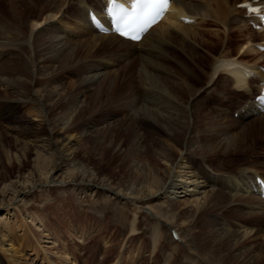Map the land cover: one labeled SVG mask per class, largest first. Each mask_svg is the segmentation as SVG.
Masks as SVG:
<instances>
[{"label": "bare ground", "instance_id": "bare-ground-1", "mask_svg": "<svg viewBox=\"0 0 264 264\" xmlns=\"http://www.w3.org/2000/svg\"><path fill=\"white\" fill-rule=\"evenodd\" d=\"M89 1L75 0L74 2L77 4H75L77 8L75 26H64L66 34L62 33L65 36L59 34L53 36L57 31V27L53 24L56 22V17L52 13L46 14L49 10L48 6H43L42 13L37 14L35 18L27 15L25 10L29 7L36 9L38 6L36 0H0V53L6 52L10 56L9 60L0 63V91L3 92V95L0 96V121L11 125V135H18L12 136L15 140L16 152L32 154L30 172L33 176L17 181L9 180L3 186L0 178V194L10 197V201H13L7 207L0 206V211L6 212V218L0 220V264H34L35 262L39 264H78V259L76 261L70 252L66 250L64 254L58 252L60 249H57L58 239L52 235L41 216L36 214L35 216L28 212H17L19 201L26 195L50 184L52 187L62 188L61 190L70 188L71 191L83 194L98 191V194L103 193L102 197L116 198L117 201L127 202L131 205L132 212L131 234L137 233L136 225L141 222V218L147 222V218L150 217L154 220L150 222L152 225L150 236L154 244L160 243L175 226L180 232L179 224L181 223L192 227L195 231L192 239L196 244V249L193 250L186 240V248L181 246L182 241L173 240L171 241L173 247L167 254V263L174 261L172 256L176 249H183L185 255L179 260V263L264 264V202L252 191L256 175L264 174V114L254 113L255 105L252 102V99L260 93V87L257 84L260 79L264 78V71L260 68V64L264 61V52L258 51L253 44L258 38L264 41V32L248 28L244 11L242 12L240 8L236 7L238 3L245 0H236L235 2L232 0H175V11L170 12L164 20L153 26L140 42L125 40L117 34L96 33L88 22L87 14L89 8L102 13V6L106 0H92L90 3ZM210 9L220 17H216L215 14V16L210 15L208 13ZM5 14L14 23L12 22L10 25L8 21L2 20ZM43 14L45 18H42ZM23 16L26 18L25 24L29 27L27 36L23 35L24 31L19 26L24 22ZM182 16L192 17L195 20L186 23L181 19ZM209 17L215 23L223 25L222 19L226 20L225 23L228 24L230 31L240 32L243 29L247 31L246 34L239 33L240 36L243 35L241 41L245 40V43L241 45L236 57H232L226 50L227 48H224L225 50L223 49L219 55H213L216 41L219 40L216 36L218 32L213 34L214 37H210V40L204 34L197 33L202 30V25ZM189 25L196 26L197 31L192 30ZM38 30H41L45 36L36 37ZM92 32H95L97 37L87 39L88 35L93 34ZM38 38L44 40L46 44L42 46V49L46 50L45 54L48 57L54 58V62H58L68 54H74L81 48L91 53L99 46L110 45L113 42L123 47L130 46L134 49L136 47L143 57L159 51L162 44L165 45L170 39H175L180 41L179 44L182 48L184 47L183 51H189L191 57L198 61L204 60L199 51L205 48L210 52L212 63L208 72L200 69L199 64L195 63L194 66L201 70L199 74L185 68L187 73L185 77L182 76L181 84L177 81L173 83L177 88L170 87L161 78L162 76L159 77L160 75L149 78L138 75L139 82L142 84L143 97L149 104L141 103L139 105L137 103L136 106H131L132 116H129L128 121L136 123L138 126L147 124L155 134V138H159V144L157 148L152 149L148 161L136 162L131 166L127 186H124L122 191H119L121 188L116 191L107 184L108 180L97 178L90 173H73L69 177L59 175L64 171L65 162H70L75 158L78 145L76 139L63 131L51 133L50 136L54 140L56 138L51 142V145L59 154L55 163L47 164V157L45 158L41 153L35 151L36 148L48 146V143L52 141L50 137H37L38 133L44 130L42 124L44 116L41 113L43 110L42 98L35 88L32 86L29 88L30 85H33L32 83L27 86L25 85L27 83L22 79L20 80L22 87L20 86L17 79L13 78L15 70L12 66L21 64L26 50L31 51L32 55L39 52L38 48L33 50V39ZM228 39L226 45L229 46L231 43ZM243 56H253L255 60L245 61ZM149 59L151 58L149 57ZM106 62L102 66V62H98L101 66L100 70L108 68L109 63ZM112 66L114 65L109 67ZM32 68L33 76H42L47 67L40 62L39 67L33 65ZM15 69L17 70V68ZM243 69L247 71H243ZM249 74H254V76L248 80ZM103 75L102 72L88 75L86 80L89 86L84 89L86 96H90L91 85ZM108 76L113 78L108 82L106 79L108 77H106V83L102 84L108 83L109 86H107L110 89V85H115L119 73L112 74L111 72V75ZM218 83L221 86V91L217 90L219 94L215 90ZM179 86L181 91L177 90ZM212 90H215L220 96L233 91L247 97L238 110V125L235 122L234 126L230 127V129L233 127L241 129L230 130L228 126L225 127L222 125L223 123L221 125L219 123L214 126V131L224 128L229 137L225 136L222 131L204 132V137L207 139L205 140L203 137L205 142L199 144V141L194 139L192 131L188 129L195 117L192 102L195 98L198 99L202 94L206 95ZM31 110H37L36 114L32 115ZM178 112L189 115V120L187 119L189 125L186 124L187 116L184 120L183 118L177 119V116L175 117L177 120L171 117L172 114ZM191 117L193 118L191 119ZM220 117L217 116L218 119ZM243 123L244 125L241 126ZM66 124V121L63 122V125ZM22 134L26 135L25 140L18 138ZM247 150H251L252 153L249 152L250 155L245 157L246 160L234 169H225L221 165L220 161L223 162L227 156L232 162L237 154L245 153ZM4 154L7 156L6 165L11 167L10 155L6 152ZM65 193L67 192H64V195ZM167 202L177 206V210L173 214L167 215L162 211ZM14 212H17V215ZM31 218L32 227L30 226ZM181 239L183 240L182 236ZM56 246L57 248H55ZM80 264H82L81 261Z\"/></svg>", "mask_w": 264, "mask_h": 264}, {"label": "rangeland", "instance_id": "rangeland-1", "mask_svg": "<svg viewBox=\"0 0 264 264\" xmlns=\"http://www.w3.org/2000/svg\"><path fill=\"white\" fill-rule=\"evenodd\" d=\"M74 1L75 0H36V5H38L37 8L34 9L29 7L26 8L25 12L27 15L36 18L37 14L42 13L41 10L43 6H48L49 10H47L46 14L52 13L56 17V22L53 24L57 27V31L53 36L57 34L65 36V27L75 26L77 22V8ZM91 1L92 0H90L89 3ZM232 1L235 2L236 0ZM208 13L213 16L216 15L211 9ZM217 16L219 15H216V17ZM23 18L24 22L20 25L17 24L23 29V35L27 36L26 33H28L29 27L25 24L26 18L24 16ZM42 18H45L44 14ZM2 20L8 21L10 25L13 22L7 14L3 16ZM208 20H212V22H207V24L212 23L211 26L215 24V27L212 28L210 25L203 24L201 27L202 30L197 33L204 34V36L210 40L214 37L215 33L218 32L216 36L219 40L216 41L215 39L216 48L213 55L217 56L221 51L223 52L224 48H227L226 50L229 51L230 55L236 57L239 54L241 45L245 43V40L241 41L243 40V35L240 36L239 33L235 32L230 40L228 35L232 31L229 30L228 24L225 23L226 20L222 19L224 25L222 23V25L215 23L210 17L206 21ZM189 26H191L192 30H196V26ZM219 31H221V33H219ZM92 33L94 35H88L87 39L97 37L95 32ZM42 35H44L42 31L38 30L36 37H41ZM41 39L42 38L33 39V50L38 48L39 52L37 51L32 55L31 51L29 52L26 50L25 55L22 57L23 60L21 64H14L12 66L15 70L13 78L17 79L20 86V80L22 79L27 83H24L27 86L32 83L33 85H30L29 88L31 86L35 88L42 98L43 110L42 112L40 111L41 107L39 111L44 116V122L42 123L44 130L40 131L37 137L49 138L51 133L63 131V133H67L76 139L78 145L77 147L75 146L77 149L75 158L70 162H65L64 171L60 172L59 175L69 177V175L73 173H90L97 178L108 180L107 184L111 185L116 191L120 188L119 191H122L124 190V186H127L131 166L136 162L148 161L151 157L152 149L157 148L159 144V138H155V134L147 124H139L138 126L136 123H130L128 121L129 116H132L131 106L134 107L137 103H139V105L141 103L149 104L143 97L141 90L142 84L139 82L138 75L147 76L148 78L160 75L159 77L162 76L161 78L164 79L170 87L177 88L173 83L177 81L181 84V80L187 73L184 70L185 68L191 71L193 70L195 74H199L201 71L200 69L206 72L210 71V64L212 63V59L209 56L210 52L205 48H203L202 51L196 49L204 58V60L198 61V59L195 60L194 57H191L189 51H183L184 47L182 48L179 44L180 41L175 39H170L165 45L162 44L160 50L157 51L158 53L154 52L143 57H141L142 55L139 54L136 47L135 49L125 45V47H123L116 42H113L114 45L110 42L112 44H103L106 46L105 48L104 46H99L98 49L91 53L81 48L74 54H68L62 57L58 62H54V58L48 57V55L45 54L46 50L42 49V46L46 43ZM227 39L229 43H231V46L226 45ZM128 48L132 51L129 52L130 50ZM120 52H122L121 55L129 53H133V55H124L120 57ZM149 57L151 59H149ZM243 57L245 61L255 60L253 56ZM9 59L10 56L6 52L3 54L0 53V63H4ZM106 60L109 63L107 67L114 65L111 62L119 60L118 66H116V68L100 70ZM40 62L47 67L45 69L46 71L42 76H33L32 66L34 65L37 67L38 65L39 67ZM98 62H102L101 66ZM195 63L199 64L200 69L194 66ZM15 68H17V70ZM98 72H102V75L104 73L106 74L91 85L92 91L90 96H86L87 94H84V89L86 86H89L86 78L88 75H94V73L96 74ZM111 72L112 74H116V72L119 73V77L116 78L115 85H110L111 87L109 89L108 83L105 85L103 84L106 83L107 80L109 82V79L113 78H109L108 76L109 74L111 75ZM145 80L148 79L145 78ZM218 84L215 90L217 91L219 89L218 91H221V86ZM20 90L23 91V89ZM177 90H180V86ZM215 90L206 94L207 96L202 94L198 99L195 98L192 102L195 117H191V119H193L188 129L192 131L194 139H197L199 144L204 143L207 139V137H204L206 132L222 131L225 136L229 137L226 129L219 128L214 131L213 128L217 124L220 123L219 125H221L223 123L222 125L225 127L228 126L230 129V127L234 126L233 124L235 122V124H237V122L239 123V120L235 121V119H230L231 117L229 118L227 116L229 115V108L225 104L228 106H235L229 99L232 94H236L235 96H238L236 97V102L238 104L241 103L239 104L240 107L238 106L235 108L237 110L234 109L233 116L235 112L240 110L242 104L247 99L244 94L234 93L233 91L226 92L224 95L220 96L218 95L219 92L217 91V94ZM2 95L3 92L0 91V96ZM36 111L31 110V114L35 115ZM231 113L232 110L230 111V114ZM166 114L168 115V113ZM186 116L187 115L182 112L171 115L173 119L183 118V120ZM217 116H221L223 119L221 117L218 119ZM188 117L189 115L185 119L189 120ZM188 120L186 121L187 125H189ZM212 120L215 121L213 122ZM65 121L67 124L63 125ZM242 125H244V123L241 124V126ZM10 126L11 125L0 121V178L2 186L6 182L8 183L9 180L17 181L23 178L27 179V177H33L30 172L32 154L28 153V155H26L21 152H16L15 140L12 136L18 135H11ZM234 129L238 131L241 128L236 129V127H233L230 130ZM18 138L25 140L26 135H19ZM210 138L213 139L214 137ZM50 140L52 141L48 143V146L35 149L37 153H41L45 158L47 157V164L55 163L59 156L55 148L51 145V142L55 141L56 138L55 140L52 138ZM5 152L10 155L12 161L11 167L6 165L5 159H7V156L4 154ZM249 152L252 153L251 150H247L245 153L241 152L237 154L232 162L227 156L223 159V162L220 161L222 163L221 165H223L225 169H234L246 160L250 155ZM227 158L228 160L226 161ZM50 185L34 190L31 194L26 195L24 199L19 201V210L17 212H28L29 214L41 216L51 230L52 235L58 239V248L57 246L55 248H60L59 251L56 249L60 254H64L66 251L70 252L71 256L74 255L76 261L78 259V264H80V261L82 264H100V262L101 264H187L179 263V260L185 255V252L182 251L183 249H176L172 256L174 261L171 257L172 262L167 263V254L171 247H173L171 242L173 239L170 234H168L160 243L154 244L150 236L152 231L150 222L154 220L150 217L147 218V222L145 219L141 218V222L136 225L137 233L131 234L130 221L132 212L130 208L131 205L127 202L120 200L119 202L116 198L102 197L103 193L100 192L98 194V191L90 194H83L74 190L71 191L69 187V189L61 190L62 188L58 189ZM64 192L67 193L64 195ZM10 199V197L1 193L0 206H9L13 203ZM164 206L166 207L162 208L164 209L162 211L167 213V215L173 214L175 210H177V206L170 205L169 202ZM3 211H0V220L6 218V212ZM17 212H14V214L17 215ZM178 220L179 217L177 218V221ZM30 221L31 226L33 225L32 218ZM179 225L181 226L180 233L184 240L181 246L183 248L187 247V243H185L186 240L193 250L196 249V244L192 239L195 232L193 228L182 223ZM175 227L178 228L177 226ZM136 261L138 262L136 263ZM34 264L39 263L35 262Z\"/></svg>", "mask_w": 264, "mask_h": 264}, {"label": "snow or ice", "instance_id": "snow-or-ice-1", "mask_svg": "<svg viewBox=\"0 0 264 264\" xmlns=\"http://www.w3.org/2000/svg\"><path fill=\"white\" fill-rule=\"evenodd\" d=\"M170 3L171 0H132L131 7H126L119 0H109L106 11L120 35L126 36L129 31H143L162 18ZM242 7L248 8L249 5ZM251 11L258 13L262 9L252 8ZM95 19L93 17L94 22ZM261 19L264 20V17ZM259 99L264 101V97Z\"/></svg>", "mask_w": 264, "mask_h": 264}]
</instances>
